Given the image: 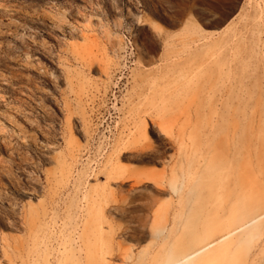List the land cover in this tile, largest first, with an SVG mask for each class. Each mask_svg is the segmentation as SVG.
<instances>
[{
	"label": "rangeland",
	"instance_id": "1",
	"mask_svg": "<svg viewBox=\"0 0 264 264\" xmlns=\"http://www.w3.org/2000/svg\"><path fill=\"white\" fill-rule=\"evenodd\" d=\"M0 264H264V0H0Z\"/></svg>",
	"mask_w": 264,
	"mask_h": 264
}]
</instances>
